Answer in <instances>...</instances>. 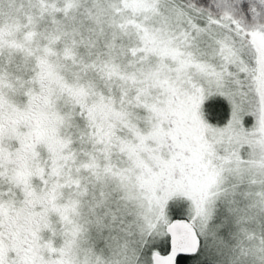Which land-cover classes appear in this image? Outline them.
Returning a JSON list of instances; mask_svg holds the SVG:
<instances>
[{
  "label": "snow or ice",
  "instance_id": "obj_1",
  "mask_svg": "<svg viewBox=\"0 0 264 264\" xmlns=\"http://www.w3.org/2000/svg\"><path fill=\"white\" fill-rule=\"evenodd\" d=\"M0 264H264V0H0Z\"/></svg>",
  "mask_w": 264,
  "mask_h": 264
}]
</instances>
